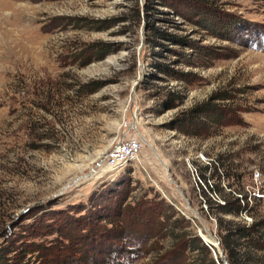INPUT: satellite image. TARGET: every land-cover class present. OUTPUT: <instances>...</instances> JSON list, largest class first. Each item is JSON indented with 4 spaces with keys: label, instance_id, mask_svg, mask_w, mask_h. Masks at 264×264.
Segmentation results:
<instances>
[{
    "label": "rangeland",
    "instance_id": "374dc122",
    "mask_svg": "<svg viewBox=\"0 0 264 264\" xmlns=\"http://www.w3.org/2000/svg\"><path fill=\"white\" fill-rule=\"evenodd\" d=\"M128 134L138 158L108 168ZM215 169L264 215V0H0V264L73 245L93 194L158 195L216 243ZM156 244L120 261L152 264Z\"/></svg>",
    "mask_w": 264,
    "mask_h": 264
},
{
    "label": "trees",
    "instance_id": "16d2710c",
    "mask_svg": "<svg viewBox=\"0 0 264 264\" xmlns=\"http://www.w3.org/2000/svg\"><path fill=\"white\" fill-rule=\"evenodd\" d=\"M135 17L140 18L139 6L135 9ZM191 116L188 120L192 123L195 120ZM231 175L228 171L222 175L217 169L213 172L218 181L211 184L209 190L221 193L225 197L223 202L206 194L207 212L217 219L225 254L224 257L218 255V260L200 235L192 231L191 219L175 209L174 204L154 200L158 195L135 199L132 204L128 200L134 197L128 191L126 194L116 193L117 200L110 203L98 200L93 194L91 205L85 207L87 210L83 216L71 220L73 226L70 230L75 233L61 231L74 244L64 249L59 247L57 251L49 249L41 255L39 263L123 264L120 261L123 256L141 251L147 244L149 252L157 242L162 244L169 238L170 244L152 264H264V215L258 212L257 203L251 204L247 193L242 194L240 178L237 182H229V190L225 192L220 182L222 179L229 180ZM203 177L207 178L205 173ZM106 191L97 193L102 200L112 193ZM243 212H255V221L247 223L243 218L242 222L239 218ZM162 245L160 249L164 247Z\"/></svg>",
    "mask_w": 264,
    "mask_h": 264
},
{
    "label": "built area",
    "instance_id": "2783aa9c",
    "mask_svg": "<svg viewBox=\"0 0 264 264\" xmlns=\"http://www.w3.org/2000/svg\"><path fill=\"white\" fill-rule=\"evenodd\" d=\"M142 148V138L137 134H128L124 136L118 143L110 146V148L106 150L102 161H104V164L108 168L112 170H118L121 167L127 165L129 162L138 158ZM192 171L194 175L198 174L196 168H193ZM199 180L203 184L200 178ZM239 196L242 198L241 194H239Z\"/></svg>",
    "mask_w": 264,
    "mask_h": 264
},
{
    "label": "water",
    "instance_id": "95a60500",
    "mask_svg": "<svg viewBox=\"0 0 264 264\" xmlns=\"http://www.w3.org/2000/svg\"><path fill=\"white\" fill-rule=\"evenodd\" d=\"M199 235L202 237V239L205 241V243H206V244L212 249L215 258L218 260V253H217V245H216V243H217L218 246L220 247V240L217 239V238L215 237V238L217 239L216 243H213V242H211V241H207V240L204 238V236L202 235V229H201V228L199 229ZM221 251H222V253L224 254L222 248H221ZM222 253H221V254H222ZM221 256H222V255H221Z\"/></svg>",
    "mask_w": 264,
    "mask_h": 264
},
{
    "label": "bare ground",
    "instance_id": "6f19581e",
    "mask_svg": "<svg viewBox=\"0 0 264 264\" xmlns=\"http://www.w3.org/2000/svg\"><path fill=\"white\" fill-rule=\"evenodd\" d=\"M207 241H209V240H207ZM217 241V240H216Z\"/></svg>",
    "mask_w": 264,
    "mask_h": 264
}]
</instances>
